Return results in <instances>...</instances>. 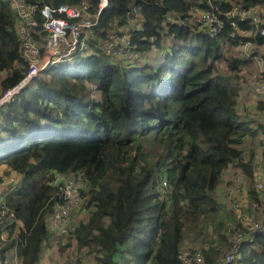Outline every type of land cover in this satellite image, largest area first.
I'll list each match as a JSON object with an SVG mask.
<instances>
[{"label": "trees", "instance_id": "16d2710c", "mask_svg": "<svg viewBox=\"0 0 264 264\" xmlns=\"http://www.w3.org/2000/svg\"><path fill=\"white\" fill-rule=\"evenodd\" d=\"M44 1L58 7L82 0ZM89 1L93 9L100 2ZM199 1L109 0L97 26L101 39L115 23L127 24L137 7L144 22L132 30L133 45L141 52L156 48L151 60L121 64L97 41L94 52L53 65L1 108L0 168L21 176L17 188L6 190L21 226L15 235L16 223L0 221V235L9 231L0 263L14 246L23 264L39 263L43 245L56 238L47 217L65 201L64 179L54 183L60 175L85 181L80 192L88 218L71 235L99 264H181L179 252L188 244L201 247L205 264H220L234 228L217 189L233 164L252 178L255 155L246 161L243 144L264 126L254 128L237 108L232 79L244 60L224 52L235 43L225 16L231 2L213 0L226 25L210 37L189 18ZM238 3L248 8L264 0ZM171 12L185 24L167 23ZM17 24L10 2L0 0V96L28 71ZM239 28L254 27L240 21ZM252 40L264 48L263 35ZM220 61L230 65L225 73ZM258 108L264 113V103ZM249 191L261 201L253 185ZM239 262L264 264V231L243 243Z\"/></svg>", "mask_w": 264, "mask_h": 264}, {"label": "built area", "instance_id": "2783aa9c", "mask_svg": "<svg viewBox=\"0 0 264 264\" xmlns=\"http://www.w3.org/2000/svg\"><path fill=\"white\" fill-rule=\"evenodd\" d=\"M8 1L17 16V30L21 41L22 56L28 64V71L17 85L7 89L0 96V110L7 103L15 100L34 78L49 70L53 65L65 59H71L76 54L86 55L94 52L97 41H99L100 48L104 52L121 64L132 65L149 62L152 58L151 52L156 50L155 48L151 52H141L137 51L133 45L132 30L141 29L144 22V18L137 7L128 12L127 24L118 25V23H115L113 28L108 31L107 39L102 40L97 26L99 25L100 15L107 7L109 0H100L95 9H93L89 0H82L73 5L63 4L58 7L46 3L44 0H39L35 4H30L28 0ZM224 1L231 2L232 5L225 12V16L232 27L230 37L235 41L231 44L235 52L234 57L244 60V63L238 66V72H235L237 76L232 79L233 85L238 89L240 99L246 91L241 101L239 113L243 119H250L252 123L253 120L260 121L258 123L264 126V113L258 108L260 103H264V48L252 40L258 33L264 36V4L253 5L248 8L238 3V0H219V4L221 5ZM198 3L201 4L203 1L200 0ZM199 4L189 11L191 23L198 31L204 32L210 37L219 36L224 32L226 25L225 19L221 18L217 12L219 6L214 5L213 0H207V4L212 7V10H207ZM240 21H248L254 28L242 30L239 28ZM166 22L185 24L183 16L176 12L168 13ZM168 31V29L164 30L165 33ZM237 35L242 38L236 39ZM256 126L258 125L256 124ZM248 159L246 158V161ZM262 165H264V162H262ZM228 169L231 172V178L234 177L233 173H236L239 177L232 180L238 184L232 185L229 191L230 195H228L229 188L225 194L219 195V201L223 208H233L238 204V198L241 195H247L252 203L250 191L245 184V173L235 164L230 165ZM255 169L256 155L252 177L257 182L255 184L257 190L259 192L264 191V168L258 164L257 170ZM227 174L224 173L223 176L225 177ZM71 178L58 175L54 180V183H59L64 179L65 201L56 203L54 211L47 217L48 227L57 236L55 239L56 245L58 241H61L62 244L69 241L70 244L63 252L57 246L59 258L47 264H99L93 255L86 252V249L78 247L71 235L79 223L72 220L75 217L74 213L84 209L87 199L80 192L81 187L85 185V181ZM20 183L21 176L16 174L9 180H4L1 184L4 189L7 186L15 189ZM168 185L165 179L162 190H168ZM5 191H0V221L4 225L16 223V235L19 231L18 227L21 226V221L15 211L8 205ZM263 198L264 196L261 197V201ZM247 215V217L244 216L247 222L246 226L243 225L242 220L234 222V229L229 240L230 246L228 251L221 256L220 264H240L243 243L253 241L254 233L264 231V218L261 219L263 220L261 223H257L255 218L253 221V212ZM254 224L255 229H253ZM8 237L9 231L5 228L0 235V242L7 240ZM45 247L46 244L43 245L42 253L45 251ZM179 259L181 264H205L203 250L200 246L192 244L182 247L179 252ZM0 264H23L16 246L8 252L6 258Z\"/></svg>", "mask_w": 264, "mask_h": 264}, {"label": "rangeland", "instance_id": "374dc122", "mask_svg": "<svg viewBox=\"0 0 264 264\" xmlns=\"http://www.w3.org/2000/svg\"><path fill=\"white\" fill-rule=\"evenodd\" d=\"M261 49L263 50V48H261ZM224 52H226V54H227V56L229 58H234V53L235 52H234L233 47H229V48L228 47H225ZM153 53H155V52H151V57H152ZM77 61H78V59L73 58V59L69 60L68 62L75 63ZM217 67H218V70L220 72H224L225 73V70L228 67L230 68V65L228 63H226L225 61H220L217 64ZM230 74H231V72H230ZM258 118H260V117H258ZM258 127H259V125H258ZM262 132L264 133V130H262ZM255 135H253L252 139H251V137H247L245 139V142L243 144V147L246 149V151L249 153V155L252 154L253 157H254V155H256V169L255 170H257V165L258 164L262 168H264V165H262V162H264V144H263V142H260L259 141V137L256 138ZM253 172H254V170H253ZM2 173H3V171L0 168V183H2L4 180H9L12 176H15L16 175V174H12V175L5 176ZM230 174H231V172H229L224 177V179L222 180V182L220 184V188H219V191L220 192L223 191V190H227L229 188L228 195H230V192L229 191L232 188V185L233 184H238L236 181H232V180H234L236 177H239L236 173H233L234 174V177L231 178V175ZM72 178H74V176H72ZM246 182H247L246 183V187H250L253 184V186L256 189V191L259 194H261V195L264 196V191H260L259 192L257 190V187L255 185L257 182H256L255 178H253V177L252 178H249L248 180H246ZM263 183H264V181H263ZM238 200H239L238 201V204H236L234 207L231 206V205H229L230 207H233L234 209L233 208H226L225 209L226 210V213H225L224 216L226 218V221H229L228 223H230L232 227H233L234 222H238L240 220H242L243 225L246 226L247 225V222L245 221V217L248 216L247 215L248 213H252V212H253V221H254V218L257 221V223L258 222L261 223L263 221L261 219L264 218V198L260 202H257L256 200H253V202L251 203L249 201L247 195H241V197L238 198ZM87 210L88 209L85 208V206H84V209L80 210L78 213H74V216L75 217L72 220L74 222H80L81 220H86L88 218V211ZM243 214H245V215H243ZM210 220L212 221L213 219H210ZM212 222H214V221H212ZM212 222H211V225L212 226H209V231L210 230L214 231V229H213V223ZM255 228L256 227H255V224H254L253 229H255ZM69 244H70L69 241H67L66 244H62V243H59L58 242L57 243V246H58L59 250L61 252H63V250H65L69 246Z\"/></svg>", "mask_w": 264, "mask_h": 264}, {"label": "crops", "instance_id": "0c3cea01", "mask_svg": "<svg viewBox=\"0 0 264 264\" xmlns=\"http://www.w3.org/2000/svg\"><path fill=\"white\" fill-rule=\"evenodd\" d=\"M245 94H246V91L244 92V96H245ZM243 97H242V99H243ZM242 99H240V97H238V111H240V109H241V101H242ZM244 121H251V120L250 119H244ZM258 122H260V121H256L257 125H258ZM256 124H255V122H253L252 125H253L254 128L258 129V126H256ZM255 136H256V138L259 137V141L263 142V144H264V133L262 132L261 129H259L257 131ZM245 155H246L247 158H251V156L249 155V153L246 150H245ZM228 172H229V169H227L225 174H227ZM244 177H245V180L249 179L245 175H244ZM223 179H224V176L222 177V180ZM222 180H221V182H222ZM221 182H220V184H221ZM246 183L247 182H245V184ZM220 184H219L218 189H217V194H219V195L220 194H225L226 190H223L221 192L219 191ZM247 188L249 189L250 187H247ZM3 190H8L9 191V190H11V186H7V188L4 189V186L0 183V191H3ZM55 239L56 238H54L49 244H46L45 251L41 254L38 264H47V263H50L51 261H55V260H57L59 258V253H58L57 248H56L57 245L55 243L56 242Z\"/></svg>", "mask_w": 264, "mask_h": 264}]
</instances>
